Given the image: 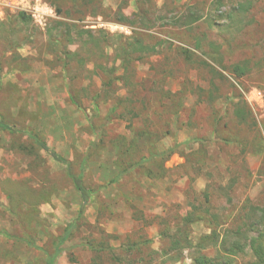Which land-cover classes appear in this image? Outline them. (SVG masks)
<instances>
[{
	"label": "rangeland",
	"instance_id": "374dc122",
	"mask_svg": "<svg viewBox=\"0 0 264 264\" xmlns=\"http://www.w3.org/2000/svg\"><path fill=\"white\" fill-rule=\"evenodd\" d=\"M5 2L0 264H255L264 0Z\"/></svg>",
	"mask_w": 264,
	"mask_h": 264
},
{
	"label": "trees",
	"instance_id": "16d2710c",
	"mask_svg": "<svg viewBox=\"0 0 264 264\" xmlns=\"http://www.w3.org/2000/svg\"><path fill=\"white\" fill-rule=\"evenodd\" d=\"M18 18H21L23 20V19H26V16L23 13H20V14H18ZM146 51H147V49H146ZM246 73H247L246 68L236 67L233 70V74L237 77H242ZM0 130L10 131V128L3 125V124H0ZM36 143L41 150H43L46 154H48L56 162H58L60 164H65L64 160H62L54 152L49 150L43 143H40L38 141H36ZM71 181H72L74 190L80 196V199H81V206H80V209H79V212L77 215V219L80 220L82 215H83V211H84L86 205L88 204L90 193H88V191L85 189L83 182H82V176L81 175H79L77 177L71 176ZM72 229H73V226L68 227V229L65 232V236L62 237L58 241V243L55 246L54 253L48 257L46 264H54L55 261L58 259V257L61 255V253H62L61 247L69 238V234H70ZM0 235H3L5 237L10 238L7 234H0ZM217 242H218V238L215 239V238H211V236H206V237L202 238L198 242V244H196V247H198L199 249H205L208 246L215 245ZM238 243L239 242H234L232 244L231 249L227 253L226 257H234L233 256L234 254H236L237 252L243 251L242 247H240ZM245 243H247L245 245H247V247L251 250V253L255 259V264H264V231L257 234L256 237L250 238L249 241H247ZM180 244H181V242L180 243L178 242L177 246H180ZM186 244L188 245V247H190V242H187V240H186ZM28 246L33 247L34 245L32 243H29ZM186 248H187V246H186ZM192 262H193V264H208L207 260L204 258H195L194 257Z\"/></svg>",
	"mask_w": 264,
	"mask_h": 264
},
{
	"label": "built area",
	"instance_id": "2783aa9c",
	"mask_svg": "<svg viewBox=\"0 0 264 264\" xmlns=\"http://www.w3.org/2000/svg\"><path fill=\"white\" fill-rule=\"evenodd\" d=\"M0 7L10 8L11 4L6 3L5 0H0ZM0 14H1V8H0Z\"/></svg>",
	"mask_w": 264,
	"mask_h": 264
},
{
	"label": "crops",
	"instance_id": "0c3cea01",
	"mask_svg": "<svg viewBox=\"0 0 264 264\" xmlns=\"http://www.w3.org/2000/svg\"><path fill=\"white\" fill-rule=\"evenodd\" d=\"M145 215V214H144ZM148 216L147 215H145V217H144V219H151L150 217L149 218H147ZM148 235H149V232H148ZM151 238V237H150Z\"/></svg>",
	"mask_w": 264,
	"mask_h": 264
}]
</instances>
